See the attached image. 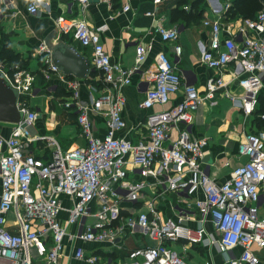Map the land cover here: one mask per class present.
I'll list each match as a JSON object with an SVG mask.
<instances>
[{"label": "built area", "instance_id": "built-area-1", "mask_svg": "<svg viewBox=\"0 0 264 264\" xmlns=\"http://www.w3.org/2000/svg\"><path fill=\"white\" fill-rule=\"evenodd\" d=\"M98 1L112 8L116 0ZM70 2L84 10L90 4V0ZM49 7L48 0H33L27 10L38 15ZM14 9V0H0V21L12 16ZM130 10V5L123 6V12ZM203 23L211 29V40L201 54V62L220 72L207 79L204 94L194 84L183 83L178 70L183 51L178 29L164 25L157 28L161 40L173 45V56L166 52L156 56L153 84L141 103L148 110V141L132 143L118 136L126 128V99L120 89L131 83L132 72L114 62L105 49L102 33L106 27L95 28L86 20L76 21L65 15L55 21L61 35L90 51L92 73L96 75L89 77L92 82L88 104L80 100L81 80L67 78L53 64L45 43L39 48L46 55L43 78L49 81L57 75L70 90L69 98L61 103L67 108L76 107L77 122L87 141L84 147L63 152L52 136H30L27 128L38 117L29 106V99L36 93V75L26 68L11 75L0 66L20 90L19 108L24 113V120L13 125L9 136L0 130V264H60L67 240L75 243V259L95 264L98 257L87 255L77 242L114 243L126 229L139 230L157 244L133 249L126 260L117 264H187L171 247L177 241L204 246L213 242L223 254L240 247L241 254L230 259L229 264H260L257 251L264 249V215L260 214L258 203L264 183V131L245 136L238 154L246 160L233 169L229 180L219 184L212 176L211 166L203 162L208 139L193 136V123L201 105L207 101L216 106L218 96L230 98L246 114L255 111L264 84V10L256 19L243 20L233 31L225 29L220 20L205 18ZM151 49L150 44H138L137 63L145 62ZM229 68L241 93L228 90L222 73ZM178 93L181 101L168 106ZM158 106L161 109L155 110ZM92 113L106 118L103 137L94 134ZM173 130L177 131L174 140ZM35 141L54 147L49 160L37 157L31 149ZM134 176L143 179L134 180ZM149 177H155L165 191L191 193L200 188L204 198L196 202V208L201 224H185L186 214L177 220L162 221L152 202L147 204L148 211L126 217L118 224L122 203H139ZM11 213L18 224L15 232L7 228ZM208 217L218 234L213 240L203 225Z\"/></svg>", "mask_w": 264, "mask_h": 264}, {"label": "crops", "instance_id": "crops-1", "mask_svg": "<svg viewBox=\"0 0 264 264\" xmlns=\"http://www.w3.org/2000/svg\"><path fill=\"white\" fill-rule=\"evenodd\" d=\"M14 1V14L0 21V53L3 49L2 33L7 34L11 49L27 62V69L36 75V93L33 95L36 97L29 99V106L38 113V117L33 125L27 128L30 136H52L63 152L84 147L87 141L77 122L76 107L67 108L61 103L63 99L65 101L69 98L70 90L57 75H53V79L49 81H46L42 75L46 55L41 53L39 48L45 43L46 36L56 29L57 17L65 15L76 21L86 20L95 28L106 27L102 33L105 49L114 62L132 72L131 83L120 89V93L126 99L123 108L126 128L118 133L119 137L126 138L132 143L149 139L145 127L148 110L142 108L141 103L153 84L156 56L161 52L173 56V45L161 40L157 32L158 26L164 25L178 29L179 44L182 45L183 50L178 70L182 74L183 83L194 84L201 94L205 93L207 79L212 75L220 74L219 71L209 69L201 62V54L203 50L209 48L211 40V29L204 25L203 20L205 18L220 20L225 29L230 28L233 31V27L225 25L228 5L223 0H163L159 3L154 0H116L112 8L99 3L98 0H90L85 10L79 4H72L70 0H48L50 7L41 9L38 15H32L27 10L29 3L33 0ZM124 5H130L131 10L123 12ZM149 12L153 15H147ZM223 34L227 35L225 30ZM64 39L77 46L90 59L89 50L84 49L71 37L64 36ZM237 39L241 40V35L237 34ZM140 43L150 44L152 49L145 62L139 64L136 47ZM5 61L6 59L0 60V66L4 69H6ZM230 69L222 73L228 84V90L231 93H241L239 82ZM91 82V78L80 81V100L84 104L90 102L89 84ZM260 95L264 99V84ZM181 99V93L174 95L168 106L175 105ZM217 100L216 106L206 101L196 112L193 136L208 139L203 162L211 166L215 181L222 184L230 179L233 169L245 161V158L238 154L239 144L245 136L248 133L264 131V112L257 113L259 104L254 114H246L228 97L218 96ZM157 109L161 107L158 106L155 110ZM91 115L94 121V134L97 137H103L106 134V118L103 114L92 113ZM12 128L13 125L0 123V130L6 136L11 134ZM176 137L177 131L173 130L171 139L174 140ZM31 149L37 157L49 160L54 147L46 142L35 141L31 144ZM133 178L134 180L143 179L137 176ZM145 180L147 185L142 200L136 204L122 203V219L118 224L123 223L126 217H135L141 212L148 211L147 204L150 202L155 205L162 221L169 218L177 220L186 214L188 217L184 218L185 224L192 227L201 224V215L196 208V202L204 198L200 188L191 193L171 192L161 188L155 177ZM260 195L259 211L261 215H264V183L260 187ZM63 201L65 205H69L67 198ZM65 216L63 212L61 217ZM203 225L210 239L217 238V231L209 217L205 218ZM7 228L13 232L18 230L14 213L9 215ZM155 244H157L155 240L139 230L130 229H126L114 243L77 242V245L84 247L87 255L98 257V262L95 264H117L126 260L131 250ZM74 247L75 243L66 241L60 264H90L74 258ZM171 247L181 254L187 264H229L230 259L241 254L240 247L233 249L229 254H223L213 242L204 246L177 241L172 242ZM258 255L260 264H264V249L258 251Z\"/></svg>", "mask_w": 264, "mask_h": 264}, {"label": "water", "instance_id": "water-1", "mask_svg": "<svg viewBox=\"0 0 264 264\" xmlns=\"http://www.w3.org/2000/svg\"><path fill=\"white\" fill-rule=\"evenodd\" d=\"M52 62L67 77L87 80L93 69L89 57L77 46L65 41L56 29L45 38ZM21 92L0 68V123L19 125L24 120V113L19 108Z\"/></svg>", "mask_w": 264, "mask_h": 264}, {"label": "trees", "instance_id": "trees-1", "mask_svg": "<svg viewBox=\"0 0 264 264\" xmlns=\"http://www.w3.org/2000/svg\"><path fill=\"white\" fill-rule=\"evenodd\" d=\"M229 4V7L225 13L226 19H256L259 11L264 10V0H223ZM3 42V49L0 53V60L6 59L5 68L9 74H13L20 68L27 69V62L21 59L19 54H16L12 49L10 43H8L9 35L3 34L1 36ZM94 76L96 73L93 74ZM259 109L257 113H263L261 108L264 106L263 96L259 94ZM260 125V124H259Z\"/></svg>", "mask_w": 264, "mask_h": 264}, {"label": "rangeland", "instance_id": "rangeland-1", "mask_svg": "<svg viewBox=\"0 0 264 264\" xmlns=\"http://www.w3.org/2000/svg\"><path fill=\"white\" fill-rule=\"evenodd\" d=\"M220 3L222 4V2L220 1ZM224 3H226V2H224ZM227 5H228V7H229V4L228 3H226ZM262 11V10H261ZM260 12V11H259ZM258 12V13H259ZM244 19H237V20H230V19H225V25L226 26H230V27H233V30L234 29H236L237 30V27L241 24V22L243 21ZM36 96H32L31 98H30V100L31 99H33V98H35ZM32 103H33V101H32ZM234 103V102H233ZM258 104H259V101L257 100V104H256V107L258 106ZM259 107V106H258ZM261 110H263V112H264V106L261 108ZM256 112V108H255V111H254V113ZM253 113V114H254ZM50 120H52L51 118H50ZM53 121V120H52ZM245 160H246V158H245ZM258 251H260V250H258ZM258 251H257V253H258Z\"/></svg>", "mask_w": 264, "mask_h": 264}]
</instances>
